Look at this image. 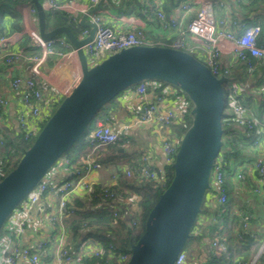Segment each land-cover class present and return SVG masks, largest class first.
<instances>
[{"label": "crops", "instance_id": "0c3cea01", "mask_svg": "<svg viewBox=\"0 0 264 264\" xmlns=\"http://www.w3.org/2000/svg\"><path fill=\"white\" fill-rule=\"evenodd\" d=\"M75 1L85 6L89 13L97 12L106 24L116 30L143 29L147 40L154 45L171 46L179 36L182 37L183 42V48L180 49L190 53L196 54L202 45L199 38L187 32L180 34L177 27H164V23H169L171 18H181L183 24H185L198 8V0H191L192 8L185 14L180 9L185 0H97L95 3L91 0ZM212 1L214 2L215 18L218 22L226 20L229 29L234 34H239L244 25H253L255 22L264 28L263 0ZM26 4L32 5L31 0L27 3L16 4L14 10H7L0 14V37L10 36V39L6 42L0 41V96H6L9 99V107L0 118V130L10 139L20 134L17 113L22 109L19 94L11 89V80L15 76L24 78L32 76L31 63L27 57L32 55L31 50L35 47L30 35L23 31V18L20 14V7ZM157 11L163 13V19L157 16ZM83 15H86V20L89 21V15L84 13L79 15V19ZM15 19L17 21L14 25ZM29 24L31 28L38 31L36 13L30 15ZM259 44L264 46V31ZM59 46L64 50L59 49L57 45L54 46L55 53L49 54L45 58L40 66V74L35 76L36 84L42 92L44 108L45 106H51L56 99L67 94L80 74L77 55L71 52L73 47ZM232 48L233 44L229 41L221 42V59L227 62L229 66L237 63L236 61H240L231 54ZM18 52H21L24 56L9 64L4 62V57L8 53ZM255 59L262 60L257 64L254 72H248L246 75V68L245 70L235 68L234 71L237 77H235V80L232 79V82L238 86L245 115L254 118L257 122V126L251 132L254 135L252 147L249 146L250 148L244 149V157L237 167L236 176L232 179L233 186L230 190L234 201V212L239 214L244 210L249 211L247 214V229L255 233L259 241L253 246L252 252L244 264H264V189L259 193L253 191L254 185L260 179L256 165H264V67H262L264 65H261L264 62V57ZM136 87L137 84L132 85L117 94L113 102L101 112L102 117L98 118L121 136V140L104 149L100 167L92 169L82 178L77 179L74 169L82 163L85 154V148L79 146L67 158L69 159L67 163L64 160L56 162L45 175V179L51 184H60L66 180H77V186L70 194V201L77 200L86 204L84 209L78 208L79 211L87 209L93 212L98 210L101 204H89L87 199H89L88 197L95 187L105 185L114 186L124 205L129 206L130 209H135L137 196L135 191L124 184V180L132 179L126 177L125 168L144 162L156 170L159 175L162 171H165L167 165L164 160L162 143L168 134L172 135L173 130L172 128L165 129L157 123H142L139 121V116L143 102L152 101L156 95H159L157 94L158 90L161 91L160 94H166L164 107L171 106L179 97L176 99L170 98V96L176 95L174 93L175 89L170 85L161 86L158 82H150L144 95L137 93ZM185 102L187 103V101ZM229 105L225 109V113L232 112L231 104L229 103ZM236 128L239 137H244L250 132L243 126L236 125ZM238 174L241 175L240 178ZM113 175L116 176L114 182L111 181ZM212 185H214L213 181ZM215 197L214 194L207 193L205 198L207 207L213 206ZM58 204L59 194L57 192L44 193L36 204L29 207L24 231L19 235H15L12 230L13 240L20 245L29 247H34L39 240H45L46 244L41 251L38 264H58L55 258L57 239L64 231L67 237V246L70 248L76 264H80L82 258L89 254L93 248L92 243H85V238L88 236L94 237L88 234V229L83 226L77 234H73L68 215L62 217L54 226L49 217L56 214ZM128 215H131V213L125 210L123 220L126 223H129ZM200 215L203 219L200 218L198 225L207 223L206 216L202 213ZM199 231L198 227H194L193 235H196ZM203 240H205V244H208L209 241L206 237ZM194 249H199V245L193 243L190 248L191 253ZM4 254V252L0 253V255ZM207 258V255H200L193 260H195V264H200ZM236 258L237 254L235 253V261ZM17 264L29 263L20 261Z\"/></svg>", "mask_w": 264, "mask_h": 264}, {"label": "water", "instance_id": "95a60500", "mask_svg": "<svg viewBox=\"0 0 264 264\" xmlns=\"http://www.w3.org/2000/svg\"><path fill=\"white\" fill-rule=\"evenodd\" d=\"M35 8L43 40L64 36L76 50L80 78L46 119L13 169L0 180V231L13 210L81 136L93 116L124 89L143 80L164 81L189 98L191 123L181 136L171 164L173 176L149 210L141 235L130 244L126 264H173L191 236L192 227L210 188V176L222 141L224 77H216L190 52L164 45H136L116 51L94 65L82 46L95 26L79 38L67 26L45 28L40 0Z\"/></svg>", "mask_w": 264, "mask_h": 264}, {"label": "built area", "instance_id": "2783aa9c", "mask_svg": "<svg viewBox=\"0 0 264 264\" xmlns=\"http://www.w3.org/2000/svg\"><path fill=\"white\" fill-rule=\"evenodd\" d=\"M97 0H91L96 2ZM45 12H65L73 19L79 18L80 14L89 15V22L95 26L93 36L91 40L86 42L83 46V52L86 57L87 63L91 66L108 55L119 51L124 48H128L136 45H146L148 40L143 29L134 28L126 31H119L112 26L106 24L97 12H88L87 8L81 3L75 0H40ZM198 8L195 13L183 24L180 18H171L169 23H164V27H177L180 30V34L187 32L202 41V45L196 52L195 57L206 65L210 72L216 77L227 78L230 69L227 62L221 59V42L229 41L233 44L231 54L236 59L245 63L248 70L253 68L252 59L264 57V46L258 44V36L260 34V26L258 24L244 25L242 31L239 34H234L228 27L226 20L217 21L214 15V2L212 0H198ZM222 4V3H220ZM192 8V1L185 0L180 9L182 12L188 13ZM34 6L26 4L20 7V14L23 18L24 29L23 31L28 33L31 37V41L34 47L39 49V54H32L28 56L30 61V69L32 76L22 77L15 76L11 80V89L19 94V99L22 103V109L17 113V123L19 132L25 142L31 141L35 138L40 128L46 119L51 115L54 104L61 98L56 99L51 106L43 107L42 92L37 86L35 76L40 74V66L44 62L45 58L49 54L55 53V44H59L63 47L71 46L66 38L62 35L43 40L38 31L31 28L29 24L30 15L35 14ZM159 18H164L161 11H157ZM89 32V27H85L80 32V37L86 36ZM9 37H0V41L6 42ZM170 47L183 48L182 37H177ZM71 52L76 54V50L73 48ZM24 55L21 52L8 53L4 57V62L9 64L13 61L19 60ZM80 78V74L75 82ZM157 82L156 80H143L137 84L136 92L140 95H144L147 86L150 82ZM74 84V85H75ZM73 85V86H74ZM230 92L228 95L229 103L232 107L234 114L235 125L243 126L247 130L253 131L257 126V122L254 118L248 117L244 113V106L239 96L238 86L232 82L229 84ZM176 93V90L174 91ZM166 94L162 93L156 95L152 101H144L141 107V114L139 121L142 123H157L165 129H169L172 124L179 123L186 112L188 102L181 97L176 99L171 106L164 107V100ZM181 98V99H180ZM9 107V99L6 96H0V118L3 116L5 110ZM89 143L93 149L100 148L121 140V136L117 131H114L104 121L97 120L95 127L90 131ZM181 136L167 135L163 140L162 150L164 153V160L166 165H171L174 161L175 153L178 149ZM64 162H68L69 159L64 158ZM100 167V163L87 157L84 163L74 169V174L77 179L82 178L85 174L90 172L94 168ZM257 171L260 175L259 181L254 185L253 191L259 193L264 189V165L257 164ZM125 174L127 178L137 179H154L160 185L164 184L165 171H162L161 175L156 172L147 163H139L125 168ZM46 175V174H45ZM43 178L37 183V185L29 192L27 197L23 199L19 205L13 210V212L6 219L3 229L0 232V264H17L20 261L27 262L29 264H38L40 261V254L43 250L46 241L39 240L34 247L23 246L13 240V232L15 235H19L26 226L27 212L30 206L36 204L40 197L50 191H55L59 194V204L55 215L49 217L50 222L56 226L59 220L72 213L70 207V194L77 186V180H66L60 184H51ZM240 178L241 175L238 174ZM116 176L113 175L111 181H115ZM211 178L216 186L217 196L216 201L219 204H223L227 199V189L224 186L223 173L221 166L216 165L211 172ZM111 185H105L101 189L103 196L114 204L111 205L114 210V205L124 204L123 200L118 193L109 189ZM137 199V197H136ZM117 218V213L114 212V220ZM200 213L197 216L196 223H200ZM205 218V217H204ZM209 220L214 222L216 220L214 215H211ZM247 215L244 216L243 227L247 229ZM135 224V221L132 222ZM194 229V228H193ZM5 230L4 232H2ZM66 233L61 232L60 237L57 239V246L55 251V258L58 264H76V260L67 246ZM85 243H92L93 248L91 254L95 257H100L103 254V244L100 240L91 238L88 236L85 238ZM213 247H218L222 251L226 250V246L222 243H218L215 240L210 241ZM111 248V245H109ZM3 250V251H2ZM129 258V254L120 253L113 256L108 252L106 258L102 261H95L92 264H126ZM255 259V257H254ZM173 264H188L187 254L184 250H181L176 256Z\"/></svg>", "mask_w": 264, "mask_h": 264}, {"label": "trees", "instance_id": "16d2710c", "mask_svg": "<svg viewBox=\"0 0 264 264\" xmlns=\"http://www.w3.org/2000/svg\"><path fill=\"white\" fill-rule=\"evenodd\" d=\"M29 1L30 0H0V14L7 10H14L16 4L27 3ZM16 21L17 19L14 20V25L16 24ZM255 24L259 25V23L257 22H255ZM59 26L69 27L72 33L77 37H79L81 30L86 27L85 25L80 23L79 18L73 19L65 12H45L46 30H50ZM259 26L260 34L257 39L258 44L260 42L261 36H263L264 31V28H262L261 25ZM56 45L59 49L64 50L59 46V44ZM38 52L39 49L36 47L31 50L32 54H38ZM261 60L262 59H252L253 68L251 70H248L246 68L244 62L242 63L240 61H236L237 63L229 66L230 72L223 83L224 108L221 116L223 129L221 137L222 144L219 153L214 161V166H221V171L224 178V186L227 189V199L225 203L219 204L217 203L215 197L213 206L207 207L205 204L206 195L207 193H211L217 196L216 186L211 184L210 188L206 191L200 208V214H204L208 221L207 223L201 225H198L195 221L191 230V236L187 239L183 247V250L187 254V261L189 264H195V260L193 259L197 258L200 255L208 256V258L200 264H244L250 256L253 246L259 242L257 237L255 236V233L243 227L244 216L247 215L249 211L244 210L239 214L234 212V201L230 193V190L233 186L232 179L234 176H236L235 174L237 171V167L241 164L242 158L244 157V149L247 147H252L251 144L253 143L254 135L251 132L253 131H250L244 137H239L238 129L236 128L234 121V114L233 112L225 113V109L230 106L228 98L230 88L228 81H232V79L235 80V77H237L235 74L236 72L234 71L235 68H241L244 70L246 68L247 75L248 72L252 73L256 70V66L261 62ZM263 63L261 65H264ZM157 82L160 83L161 86L170 85L177 91L176 95H172L170 96V98L176 99L177 97H183L184 100L188 102V107L183 119L179 123L172 124L170 126V128H172L173 130L172 135L180 137L183 135V133L191 123V116L189 114L191 102L188 96L178 87L164 81ZM160 93L161 91L158 90L157 94ZM114 98L107 102L93 116L92 119H94V117L96 116L93 120L94 127L98 118L102 117L101 112L113 102ZM61 99L54 104L52 112L57 107ZM90 123L81 134V136L72 144V146L62 154L63 159L69 158L74 153V151L78 149L79 146H83L85 148V154L84 158L82 159V163L79 164L78 167H80L84 163V160L87 157L94 159V161L98 163H101V159L103 156L102 153L104 152V149L113 144L112 143L100 148L93 149L88 139L90 131L94 128H92L93 125L90 126ZM32 141L33 140L25 142L21 134L13 139H10L2 130H0V180L11 169L15 167L22 155L23 150L28 148ZM172 176L173 169L171 165H167L165 168L163 185H160L156 180L150 178H132L124 180V184L126 185V187H128L132 191H135L136 193L137 201L135 209H130L129 206L120 204L114 205L116 207V210H114V208L111 207V205L114 203L109 202L103 196V193L101 191L103 186L95 187L89 195V199H87L89 204L100 203L101 206L98 210H94L93 212L87 209H85L84 211H79L78 208L84 209L86 207V204L81 203L77 200H71L69 205L72 208V213L68 215V217H70V225L73 234H77L80 228H82L83 226L88 229V234L92 235L95 239H98L102 242L104 249L103 254L100 257H95L91 253L85 255L82 258L80 264H92L95 261L102 262L106 258L108 252L113 254V256H116L120 253L129 254L130 244L135 242L143 232L145 218L149 210L157 200L162 190L168 185ZM109 189L117 193L114 186H110ZM125 210L126 212L131 213V215H128L129 223H126V221L123 220ZM114 212L117 213L116 220H114ZM211 215H214L216 218L214 222H211L209 220ZM133 221H135L134 225L132 224ZM194 227H198L200 230L196 235H193ZM205 237L209 241L208 244H205V240H203L205 239ZM211 240H215L218 243L224 244L226 246V250L222 251L218 247H213L210 243ZM193 243H195L197 246L199 245V249H194V251L191 253L190 248ZM109 245H111V248L109 247ZM235 253L237 254L236 261L234 260Z\"/></svg>", "mask_w": 264, "mask_h": 264}, {"label": "rangeland", "instance_id": "374dc122", "mask_svg": "<svg viewBox=\"0 0 264 264\" xmlns=\"http://www.w3.org/2000/svg\"><path fill=\"white\" fill-rule=\"evenodd\" d=\"M148 44H151L149 41H148ZM192 55H194L195 56V54L194 53H191ZM232 83V81H228V84H231ZM96 117V116H95ZM95 117H94V119H95ZM94 119H92V121H91V123H90V126L91 125H93L94 126ZM92 126V127H93ZM63 160V157L61 156L56 162H58V161H62ZM55 162V163H56ZM212 184V178H211V176H210V185Z\"/></svg>", "mask_w": 264, "mask_h": 264}]
</instances>
